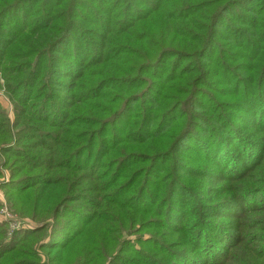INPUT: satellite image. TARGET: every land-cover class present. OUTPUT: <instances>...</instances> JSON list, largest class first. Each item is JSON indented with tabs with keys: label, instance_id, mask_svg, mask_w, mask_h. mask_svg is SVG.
Wrapping results in <instances>:
<instances>
[{
	"label": "rangeland",
	"instance_id": "1",
	"mask_svg": "<svg viewBox=\"0 0 264 264\" xmlns=\"http://www.w3.org/2000/svg\"><path fill=\"white\" fill-rule=\"evenodd\" d=\"M65 1L0 0V132L2 130L8 141L0 143V152L13 148L10 154H0V162L12 159L13 151L18 150L23 154L48 152L42 153L45 151L38 148L69 152L63 146L42 143L35 131L59 132L86 126L84 118L76 112L77 106L74 113L69 109L75 94L73 90L69 92V87L79 81L83 72L85 75L91 70L89 75L93 79L100 78L102 86L85 97L95 114L88 122L92 124L91 134L101 128L96 138L106 140V144L102 145L101 154L92 144L87 152L93 151L104 169H96L92 159L85 162L87 152L75 156L76 161L83 160L69 174L78 178L81 189L77 190L85 191H81V199L75 205H62L60 212L65 217L60 222L72 219V215L98 214L99 224L87 229L81 221L69 231L62 232L64 229L60 228L54 233L51 219L35 224L19 217L16 207H20L22 196L9 197L8 191L16 194L25 187L3 189L9 182L10 172L0 166V225H5L2 246L12 242L16 247L12 252H0V264L15 257L18 250L21 251L19 256L30 259L25 260V264H55V247L63 249L67 244L59 253L63 260L60 264H264V105L258 104L264 101V95H253L260 86L264 90V22L260 26L259 41L249 38L255 26V14L264 18V0H241L232 3L230 7L237 4L232 8L226 4L221 6L223 0L146 3L141 0H79L80 4L75 7L78 16L87 20L99 16L103 26L76 18V24L89 31L79 34L75 29L73 37L65 41L59 38L52 44L57 47L50 44L47 58L57 56L68 64H62L53 79L67 82L68 88L62 86L57 94L47 85L54 95L44 102L45 107L37 115L49 117L45 124L39 117L19 114L25 93L27 104L36 94L41 98L48 95L38 93L44 88H38L43 80L23 82L37 62L35 53L40 44L43 50V45L50 43L37 29L55 24L53 12ZM198 1L201 3L197 6L181 8L187 2ZM212 2H217L215 8L220 14L227 10L216 34L213 30L210 32L212 25L207 14L211 9L205 7ZM180 8L182 19L179 15L168 19L169 12H178ZM167 27L171 42L180 41L185 45L195 42V46L201 42L197 57L189 60L170 52L166 56L164 52L158 54L168 48L169 42L162 41ZM249 40L258 45L257 50ZM154 59L159 60V65L147 64ZM255 71L262 76L258 82L253 81ZM45 72L52 76L47 69ZM136 72L140 76V79L134 78L136 82H120L121 77ZM9 80H18L17 85L13 86ZM250 85L251 90L244 96L243 90ZM27 86L32 90L26 91ZM247 98L257 108L258 115L253 112L247 115L249 111L244 107ZM169 112L172 115L164 122L163 116H168ZM20 120H25L23 126L30 128H23ZM79 135L81 138L67 137L73 144H85L86 133ZM65 137L66 134L61 133L62 140ZM221 139L233 157L221 151L223 155L219 153L217 159H211L209 146ZM29 146L35 147L29 151ZM56 152V164L61 166L63 158ZM111 155H123L115 159L116 175L109 174L117 178L122 162L120 179L115 185L117 190L125 183L122 180L125 172H142H137L136 180L107 202L94 196L91 206L87 198L97 193L95 177L106 174ZM235 159L245 163L243 170L236 169L240 164ZM222 160L224 165L220 163ZM60 171L54 169L53 178L58 174L68 175ZM107 172L112 173L111 168ZM196 188L198 193H194ZM43 197L41 206L52 212L55 196L45 189ZM121 212L135 215L138 226L134 225L131 230L128 225L120 229L115 241L103 235L102 229L109 220L122 221ZM44 224H47L46 230L27 236L42 229ZM53 234H57V238L44 247ZM153 239H158L161 245H153ZM29 242L28 248H21ZM30 252L37 254L38 262ZM186 252H191L192 256ZM106 253L109 255L104 260Z\"/></svg>",
	"mask_w": 264,
	"mask_h": 264
},
{
	"label": "trees",
	"instance_id": "2",
	"mask_svg": "<svg viewBox=\"0 0 264 264\" xmlns=\"http://www.w3.org/2000/svg\"><path fill=\"white\" fill-rule=\"evenodd\" d=\"M143 1V3H146L148 1H152V0H141ZM223 5L226 4V6L230 7V5L232 3H238L241 0H223ZM201 2H187L185 3L183 6H181V8H183L184 6L186 7H194L199 5ZM80 4L79 0H66L65 2L59 3L57 6V9L55 10V12H53V16H56V18L53 20V23L55 24H50L47 26H41L37 29V33H39L40 36H47L50 41H48L49 44H45V46L43 45V50L40 49L41 48V44L39 49L36 51L35 53V57L37 58V62L34 65V68L32 69L30 76L26 77V79H24V82H29L28 84L36 81V80H43L42 84H40V86L38 88H41L38 93H40L41 95H43V93H47L48 95H46L45 97L41 98V96H37L34 95L33 97L29 98L30 100V104L26 103V93L24 94L22 100L23 101L22 107L23 109L21 110V112L19 111V114L23 113V115H29V116H36L39 117L37 115H39L40 111L45 107L44 102L49 99L50 97H53V93H60L62 86L67 87V82H62L61 80H54L53 76H55L54 74L59 71V67L62 66V64L64 65H68L67 62H62L61 58L57 57V56H51L49 55V57L47 58L48 55V51L50 50L51 46L55 41H57L59 38H61L62 41H65L66 39H68V37H73V35H76L75 29H78V33H82V32H87L89 31L87 28H83L82 25H78L76 24V18L81 19V21L85 22V23H94L95 25H99V26H103L101 19L99 16H93L92 20H87V19H82L78 16L77 12H76V6ZM217 5V2H212L209 5L205 6L208 9H211V11H209V13L207 14L209 16V25H212V27L210 26V32L213 30L216 34V30L217 28H219L220 22L223 18V16L227 13L226 11L223 12L222 14H220V12H218L217 8H215ZM220 6V7H221ZM236 5L232 6V7H236ZM230 7V8H232ZM181 8L178 10V12H169L167 15H169L168 19L173 16L175 17L176 15H179V11L181 10ZM163 12V11H162ZM161 12V13H162ZM218 12V13H217ZM256 15V20L255 22V26H253V30H251L252 33H250L249 38H253L254 41H259V36L261 35L260 32V26L263 24L264 22V18L262 17V15L260 14H255ZM52 16V17H53ZM181 19L184 17L182 15ZM99 17V18H98ZM191 19V18H187ZM252 29V27H251ZM169 28L167 27L166 32L164 31V38L162 41H168V48H165L166 50L161 49L158 54L164 52L163 56L169 55L168 53H172L173 56H178V57H185L186 59L191 60L193 57H195L197 55V53L201 52L199 51V45L200 43L195 46V42H193L192 44H188L185 45L180 41H175V42H171L168 40V37L170 35L169 32ZM231 32H235V31H231ZM88 33H92L88 32ZM210 38V37H209ZM211 38L208 40L210 41ZM232 41V40H231ZM252 40H249V42L253 45H251L253 48H255L256 50L258 49V45L256 43H252ZM234 44V43H233ZM240 44V43H239ZM179 45V46H178ZM235 47H240L238 46V44H234ZM52 47H57V45L54 44V46L52 45ZM207 49V45L204 46V48L202 49V53L203 51H206ZM216 50L214 49V52ZM218 51V49H217ZM157 54V56H158ZM224 54V53H223ZM41 55V57L39 58V56ZM202 55V54H201ZM201 55L199 57H201ZM156 56V57H157ZM197 57V56H196ZM215 59V58H214ZM157 63V65H159V60L155 61V59L152 62H149L147 64L149 65H153ZM264 65V63H262ZM26 67V69H28V66H24ZM87 67H85L86 69ZM48 70L52 73V76H47L45 70ZM76 69V68H75ZM260 70H263V67H260ZM68 71V70H66ZM131 71V70H130ZM89 72H91V70H87V74L83 75V74L79 77V81L76 82L74 84V82H72L70 85L71 87H69V92L71 93V91H75L74 94V98L71 102L72 103L69 107V109L72 111L71 113H74L75 107H76V112L78 113V116L81 114V116L84 118L83 123H85L86 126H76L75 128H67L66 130H59V132L57 131H40L39 129H37L35 132H37L38 134V139L45 144H52V147H57V146H63L64 149H66V151H69L67 154L66 152H56L55 150L52 149H48L46 150L45 148H38L39 151H45L42 153H47L46 154H37V153H30V154H23L21 153L19 150L13 151V160L12 159H7L5 162H0V166H3L4 168L6 167L9 172H10V179L9 182L3 186V189H6L8 191V189L10 188H14V189H21L22 187H25V189L21 190H17L20 192H17L16 194H13L15 192H9L8 191V195L9 197H20L22 196L21 200L22 203L20 205V207H16V209L18 210L17 215L19 217H24L27 218L31 221H33L35 224L37 223H45L47 220L51 219L53 220L52 223V229H54V233L62 228L64 229L62 232L64 231H69L77 226H79V223L81 221H84V226L88 227L87 229H90L92 226L94 225H98V214L97 215H88V216H84V215H72V219H67L64 220V222H60L61 219H64V214H62L61 208L62 205L64 204H69L70 205H75L77 203V201H79L81 199L82 194L81 191H85V190H77V189H81L80 188V184L77 181V177L73 174H69V172H71L70 170H75V168L79 167V164L81 163V161L84 159V161L86 162V160H93L96 162V169H104L103 167H101V164L98 163V161H96V156L94 155L93 151H89V147L90 144H92L93 146L96 147L97 151L100 150V153H102L101 147L102 145L106 144V140H102V139H98L96 138L98 133H101L102 130L101 128L97 129V131L95 133L91 134V127L92 124L90 122H88V119H91L92 117H94V112H92L89 104L86 101V96L87 95H91L92 92L95 93V91L97 90L98 87H101L102 85L99 83L100 78L95 77L96 79H93L90 75ZM62 73V72H61ZM255 76H254V82H258L261 79V74L258 71H255ZM58 74V73H56ZM75 74V72H74ZM60 76V75H59ZM76 77V78H77ZM92 79L91 81H88L87 79ZM134 78H138L140 79V76H137V72L132 75V76H126V77H121L120 78V82L122 83L123 81H126L125 83H133L136 82V80ZM10 81V80H9ZM17 81L18 80H14V81H10L12 83L13 86L17 85ZM41 83V82H40ZM54 88L53 89V93L52 91L49 90L48 86ZM57 85V87H56ZM21 87H23V84H21ZM29 88H27L26 91L32 90V88H30V86H27ZM51 88V89H52ZM252 85L247 86V88H245L246 90H243V94L245 96V94L251 90ZM255 93H259L261 95H264V90H261V86L258 87L256 89V91L254 92L253 95H255ZM96 97V96H95ZM56 99L58 100V98L56 97ZM96 99V98H94ZM129 99V98H128ZM38 102V103H37ZM37 103V104H36ZM40 103V105H39ZM73 103H78L77 105H73ZM36 104V106H35ZM259 105H264V101H259L258 102ZM80 105V106H78ZM245 109H248V113L247 115H251V113L253 112L254 115H258L257 112V108L255 107V105L247 98V102L245 104ZM34 109V110H33ZM34 113V114H33ZM162 114V113H161ZM22 115V116H23ZM172 113L169 112L168 116H163V121L166 122L167 118L166 117H171ZM21 116V117H22ZM160 117V116H159ZM40 121H43L45 124H47L49 117H39ZM159 119V118H158ZM73 119H71L72 121ZM26 122L25 120L21 121L20 120V125L23 126L25 125ZM4 125V124H3ZM95 127V126H93ZM194 127V126H192ZM23 128H25L26 130L30 128V126H23ZM44 128V127H43ZM32 130V128H31ZM64 131V132H62ZM101 131V132H100ZM2 132V130H1ZM0 132V143L3 144V142H8L5 137H3L2 133ZM65 133L66 137L64 138V140H62L61 138V133ZM79 133H86L87 135V140L85 142V144L83 145H79V144H73L70 140L69 137H76V138H81V135H79ZM191 132H189L190 134ZM4 134V132H3ZM185 139L186 136L184 137ZM73 139V138H72ZM20 144V143H19ZM224 142L223 139H221V142H215L214 144H211L209 146L210 148V154H211V159L215 158L217 159L219 157V153L220 155H223L222 153L226 155H228L230 158L233 157L232 155H230L227 152V149L223 146ZM201 142L199 141L198 146L200 147ZM30 147V146H29ZM33 147L29 148V151H32ZM38 147V146H37ZM194 148V147H193ZM12 149H4L1 150L2 152H0V154L5 153V154H10L12 153ZM71 149V150H70ZM196 149V148H194ZM26 151V150H25ZM28 151V149H27ZM222 151V153H221ZM55 152L61 155V159L60 163L61 166H58V164H56L57 158L55 157ZM87 152V153H86ZM86 153L85 157L82 160H75V156H80L82 154ZM198 153V152H197ZM123 155H119L118 157H115V155H111V157L108 159L107 161V166L105 167V169H107L105 172L106 174H95V175H99L98 177H95L96 181H95V185H94V189H97V193L93 194L91 196L90 199L87 198L88 203L93 206L92 203H94L93 201V197L96 196L97 200H101V199H106V200H101L102 202H107L108 200H110L112 197H115L116 195H119L121 193V191L126 187V186H130V183L136 180V175L137 172L141 171H128L125 172L122 175V180H125V183L123 185H119L118 190L115 187L116 183L118 182V180L120 179V175H119V171L120 169H122V162L119 163V168H118V176L117 178H111V176L109 174H115V168L117 167V163L115 162V159H118L119 157H121ZM98 155H97V160H98ZM255 157V155H254ZM225 158V157H224ZM235 162L237 164H240V166H237L236 169L238 170H243L245 163H243L241 160L236 161ZM251 162V161H250ZM250 162L248 163L249 165ZM220 163H222L224 165L223 160L220 161ZM231 168H233L232 164L230 166ZM111 168V172H107L109 169ZM54 169H59L61 171H65L67 174H62V176H60V174L54 176L53 178V170ZM60 171V172H61ZM135 172V173H134ZM142 172V171H141ZM144 172V170H143ZM104 173V172H103ZM134 173V176H132ZM1 176V174H0ZM129 180H131L129 182ZM79 184V186H78ZM65 187V189H64ZM45 189H49L50 192H52V197L55 196V207L53 209L52 212H48L47 210L43 209V207L41 206V202L43 201L44 197H43V193L45 192ZM89 191V190H88ZM96 191V190H94ZM194 193H198L197 192V188L194 189ZM91 193V192H89ZM94 193V192H93ZM74 197H78V199L74 200ZM9 200H14V198H10ZM76 201V202H75ZM224 205L226 203H218V205ZM100 207V206H99ZM217 207V206H216ZM121 209V208H120ZM123 214V220L122 221H113V220H109V224L106 225L103 229H102V233L103 235H107V236H111L115 239L118 237L119 235V230L125 228L127 225L130 227L131 229H134V225L138 226V218L130 213H125V212H121ZM91 216V217H90ZM81 224V223H80ZM5 229V225H0V252L2 250H9L10 252L14 251L16 249L15 245L13 246L12 242L8 245H4L2 246V243L4 241V232ZM47 229V224H44L42 229H38L35 230L33 232H31V234H28L27 236H31V235H37L38 233L43 232L44 230ZM57 234H53V236L48 237L47 243L45 244L44 247H46L47 245H49L52 241H54L57 236ZM16 237V236H15ZM14 237V238H15ZM16 239V238H15ZM14 241V239H13ZM151 241V240H150ZM72 243V241H71ZM151 243L153 245H158L160 246V242L155 239H153V242L151 241ZM30 242L26 245L22 244L21 248H28L30 246ZM107 244V242H105V245ZM68 245V244H67ZM67 245L64 246L63 249H61V246L59 247H55L53 253L56 254L57 257L53 258V262H55V264H60L63 260L61 258V253L60 251L64 250L67 248ZM200 245V244H199ZM154 246V247H155ZM44 249V248H43ZM60 249V250H58ZM106 251V249L104 248V252ZM33 255V259H35L38 262V258H37V254L30 252ZM21 254V251L18 250L16 252L15 257H12L11 259H6L4 262L6 264H25V260H30L28 258H24L19 256ZM186 254L189 256H192L191 252H186ZM104 255V260H106V256L109 255L108 253L103 254ZM143 256H146V254H143ZM184 255V256H187ZM1 258V257H0ZM10 260H13L14 262L10 263ZM32 261V260H31ZM82 262V261H81ZM80 262V263H81ZM132 264H136V263H132Z\"/></svg>",
	"mask_w": 264,
	"mask_h": 264
}]
</instances>
